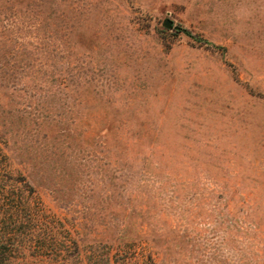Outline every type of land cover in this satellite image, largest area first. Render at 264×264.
I'll return each instance as SVG.
<instances>
[{
  "label": "rangeland",
  "instance_id": "1",
  "mask_svg": "<svg viewBox=\"0 0 264 264\" xmlns=\"http://www.w3.org/2000/svg\"><path fill=\"white\" fill-rule=\"evenodd\" d=\"M0 235L12 264H264V0H0Z\"/></svg>",
  "mask_w": 264,
  "mask_h": 264
},
{
  "label": "trees",
  "instance_id": "2",
  "mask_svg": "<svg viewBox=\"0 0 264 264\" xmlns=\"http://www.w3.org/2000/svg\"><path fill=\"white\" fill-rule=\"evenodd\" d=\"M19 250V244L15 237L0 235V264H12L11 261Z\"/></svg>",
  "mask_w": 264,
  "mask_h": 264
},
{
  "label": "water",
  "instance_id": "3",
  "mask_svg": "<svg viewBox=\"0 0 264 264\" xmlns=\"http://www.w3.org/2000/svg\"><path fill=\"white\" fill-rule=\"evenodd\" d=\"M163 25L166 29H174L177 32H182L185 35L187 34L186 31H182L180 27L175 26L171 20H165Z\"/></svg>",
  "mask_w": 264,
  "mask_h": 264
}]
</instances>
